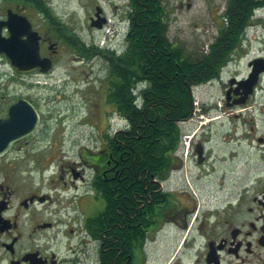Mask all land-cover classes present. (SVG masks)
Masks as SVG:
<instances>
[{
  "label": "flooded vegetation",
  "instance_id": "obj_1",
  "mask_svg": "<svg viewBox=\"0 0 264 264\" xmlns=\"http://www.w3.org/2000/svg\"><path fill=\"white\" fill-rule=\"evenodd\" d=\"M79 6L76 19L52 0H0V264H264V0H207L214 29L204 53L209 70H218L207 84V137L181 135L168 176L155 181L154 211L142 196L138 219L126 205L123 224V153L103 134L94 150L71 144L79 159L66 160L68 115L58 91H67L63 77L102 72L107 92L115 66L130 72L133 10L147 6ZM6 51L25 61L12 63ZM191 160L207 165L203 206ZM100 177L109 186L108 212ZM94 195L105 202L96 214ZM116 229L126 230L122 243Z\"/></svg>",
  "mask_w": 264,
  "mask_h": 264
},
{
  "label": "trees",
  "instance_id": "obj_2",
  "mask_svg": "<svg viewBox=\"0 0 264 264\" xmlns=\"http://www.w3.org/2000/svg\"><path fill=\"white\" fill-rule=\"evenodd\" d=\"M147 8L133 10L132 33L129 37L130 63L128 73L116 69L113 89L108 98L121 114L128 116L130 132L118 134L111 143L120 148L123 174L121 189V211L117 216L122 223L130 205L132 211L140 205V197L147 196L148 211L159 197L155 182L165 179L172 168V154L178 147L180 129L177 123L190 118L193 109V86L207 83L218 75L211 72L205 53L194 54L173 43L169 38L170 17L159 0H142ZM123 65V63H122ZM146 70L147 87L143 90V104L138 105L134 90ZM125 152V153H124ZM107 157H101L106 165ZM146 188V192L144 191ZM98 192L107 203L109 211V186L100 177ZM132 212L131 221L139 217ZM106 219V216H105ZM123 224V223H122ZM116 240L123 241L124 229L114 231ZM137 236V235H136ZM133 235V238H136ZM118 251H115L116 255Z\"/></svg>",
  "mask_w": 264,
  "mask_h": 264
},
{
  "label": "rangeland",
  "instance_id": "obj_3",
  "mask_svg": "<svg viewBox=\"0 0 264 264\" xmlns=\"http://www.w3.org/2000/svg\"><path fill=\"white\" fill-rule=\"evenodd\" d=\"M179 1H183L185 4L181 11L177 8ZM186 1H190L193 4L190 10L186 7ZM52 2L60 9L61 13H72L76 19L82 17L81 6H79L80 0H52ZM165 2L169 9L171 20L169 27L170 39L174 42L182 43L189 51H202L207 48V35L214 29V25H212V21L208 16L207 0H165ZM207 28H210V30L208 31ZM104 76L102 72H94L87 77L82 75L79 79H77V76L75 77L76 79L73 76H67L66 79L70 81L67 85L65 84L67 91H58L60 95H65L64 101L67 109L66 114L68 115L66 130L68 140L66 160L68 161L73 159L78 161L79 159V156L72 151L71 144L75 143L79 146V142H82L83 148L87 146L86 148L94 150L97 147V143L102 141V134L112 135L114 130L126 126V122L120 119L117 114L114 116L111 112L113 110L112 107L107 103L105 89L100 86V81ZM193 96L195 104L198 102L201 107V104L204 103L203 110L206 111L205 116L207 117V85L195 89ZM194 106L197 107V105ZM193 116L198 120L200 118L197 112ZM199 125L193 127L191 124V128L187 131L188 134L198 131ZM187 169L189 176L191 174L195 180L193 190L198 194V196H195L199 197L201 206L203 204L206 205L207 175L205 172L207 165L198 166L194 160H191V162L188 161L187 163ZM94 199L98 202L94 212L96 214L105 208V202L96 195H94ZM156 246L157 243L150 244V250H154Z\"/></svg>",
  "mask_w": 264,
  "mask_h": 264
},
{
  "label": "water",
  "instance_id": "obj_4",
  "mask_svg": "<svg viewBox=\"0 0 264 264\" xmlns=\"http://www.w3.org/2000/svg\"><path fill=\"white\" fill-rule=\"evenodd\" d=\"M6 52L8 53L11 62L14 63V64H19V63L25 61V59H24L23 57H19V58L14 57V58H13L11 52H9V51H6ZM36 56H37V58L39 57V53H38V51L36 52ZM37 58H36V59H37ZM26 61L29 62L28 59H27ZM30 63L32 64V63H33V60L30 59ZM37 122H38V116H37ZM37 122H36V125L38 124Z\"/></svg>",
  "mask_w": 264,
  "mask_h": 264
}]
</instances>
